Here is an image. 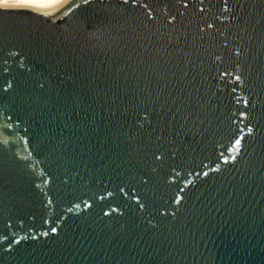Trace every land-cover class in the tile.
I'll list each match as a JSON object with an SVG mask.
<instances>
[{"label":"water","instance_id":"water-1","mask_svg":"<svg viewBox=\"0 0 264 264\" xmlns=\"http://www.w3.org/2000/svg\"><path fill=\"white\" fill-rule=\"evenodd\" d=\"M0 264H264V0L0 3Z\"/></svg>","mask_w":264,"mask_h":264},{"label":"snow or ice","instance_id":"snow-or-ice-1","mask_svg":"<svg viewBox=\"0 0 264 264\" xmlns=\"http://www.w3.org/2000/svg\"><path fill=\"white\" fill-rule=\"evenodd\" d=\"M3 8L4 9H11L14 11H25V10H31L32 9V3L31 0H14V2H9V0H3ZM239 79V77H237ZM240 141H237V144H239ZM55 231V229H53Z\"/></svg>","mask_w":264,"mask_h":264},{"label":"bare ground","instance_id":"bare-ground-1","mask_svg":"<svg viewBox=\"0 0 264 264\" xmlns=\"http://www.w3.org/2000/svg\"><path fill=\"white\" fill-rule=\"evenodd\" d=\"M11 2H14V0H9ZM58 0H31V3L34 5H40V6H49L55 2H57ZM3 0H0V3H2Z\"/></svg>","mask_w":264,"mask_h":264}]
</instances>
